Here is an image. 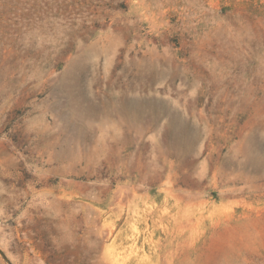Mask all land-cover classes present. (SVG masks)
Instances as JSON below:
<instances>
[{"label": "rangeland", "instance_id": "374dc122", "mask_svg": "<svg viewBox=\"0 0 264 264\" xmlns=\"http://www.w3.org/2000/svg\"><path fill=\"white\" fill-rule=\"evenodd\" d=\"M0 264H264V0H0Z\"/></svg>", "mask_w": 264, "mask_h": 264}]
</instances>
